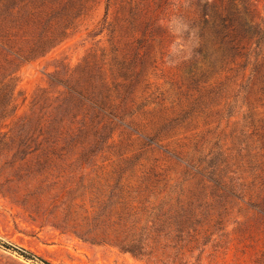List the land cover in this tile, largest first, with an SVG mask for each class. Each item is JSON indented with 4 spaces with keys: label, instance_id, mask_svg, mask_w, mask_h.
Segmentation results:
<instances>
[{
    "label": "rangeland",
    "instance_id": "rangeland-1",
    "mask_svg": "<svg viewBox=\"0 0 264 264\" xmlns=\"http://www.w3.org/2000/svg\"><path fill=\"white\" fill-rule=\"evenodd\" d=\"M171 3L0 0V264H264V0Z\"/></svg>",
    "mask_w": 264,
    "mask_h": 264
},
{
    "label": "clouds",
    "instance_id": "clouds-1",
    "mask_svg": "<svg viewBox=\"0 0 264 264\" xmlns=\"http://www.w3.org/2000/svg\"><path fill=\"white\" fill-rule=\"evenodd\" d=\"M192 7L193 0H172V11L162 18L161 26L173 37L165 54L169 66L191 60L202 44L199 27H194L193 21L180 11L181 8L187 10Z\"/></svg>",
    "mask_w": 264,
    "mask_h": 264
},
{
    "label": "trees",
    "instance_id": "trees-1",
    "mask_svg": "<svg viewBox=\"0 0 264 264\" xmlns=\"http://www.w3.org/2000/svg\"><path fill=\"white\" fill-rule=\"evenodd\" d=\"M224 21L225 20H223V23H224ZM256 34H258V36L260 37V39H261V37H263L264 36V26L263 27H261L260 25L257 27V29H256ZM6 248H9V247H6ZM26 258L27 259H30L29 257L30 256H34V255H32L31 253H26ZM42 260V259H41ZM46 264H51V263H46Z\"/></svg>",
    "mask_w": 264,
    "mask_h": 264
}]
</instances>
